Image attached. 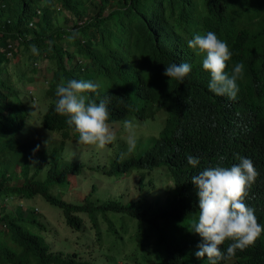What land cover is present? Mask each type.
<instances>
[{
	"label": "trees",
	"instance_id": "trees-1",
	"mask_svg": "<svg viewBox=\"0 0 264 264\" xmlns=\"http://www.w3.org/2000/svg\"><path fill=\"white\" fill-rule=\"evenodd\" d=\"M74 31L88 40L83 44L77 39L69 41L67 37ZM209 31L226 42L232 52L226 74L236 63L245 66L235 100L209 91L211 76L202 66L205 55L187 46L195 35ZM73 42L80 43L78 52L71 49ZM9 43L12 49H8ZM32 45L38 54L31 51ZM8 51L10 58L6 56ZM82 52V59L92 62L101 78L97 91L87 95L97 103L107 101L109 120L129 113L143 117L145 110H132L141 96L164 100L165 122L151 143L137 157L115 163L108 172L123 175L162 169L173 184L164 204L146 202L145 194L126 204L116 200L94 203L87 197L81 204H72L51 193L55 181H63L82 168V164L68 168L61 164L57 148L69 141L70 129L66 117L55 112L56 88L62 78L65 82L93 80L86 72V63L75 60L74 55ZM20 54H25L28 62L40 58L55 62L48 89L53 104L43 113L41 126L60 133L62 138L58 146L40 156L35 166L27 163L26 147L18 138L23 110H5L4 101L11 88L0 80V157L8 159L0 162L1 181L8 174L0 185L22 179L20 185L0 186V203L40 195L61 208L72 227L79 221L76 212L85 211L94 223L99 212L126 213L138 221V247L145 251V257L150 255L153 264H209L206 257L195 256L202 239L192 232L199 205L192 177L216 166L231 167L240 162L239 157H245L251 159L259 176L246 189L244 202L264 226V0H0V76L1 66L14 56L17 58L12 63L19 65ZM65 58L71 67L67 72ZM183 62L191 65L183 83L168 82L163 75L165 67ZM126 84L128 89L124 88ZM188 155L200 160L196 168L187 163ZM43 163L44 178L38 180ZM16 164L20 165L18 173L14 171ZM142 186L140 179V190ZM0 209V224L6 228L0 229V264H93L78 259L75 252L70 257L45 252L43 237L21 224L25 219L20 205L14 216L4 211L3 205ZM30 217L45 230L43 223ZM229 243L226 241L222 250L226 251ZM223 263L264 264V232L253 245L237 250L231 260L218 262Z\"/></svg>",
	"mask_w": 264,
	"mask_h": 264
},
{
	"label": "rangeland",
	"instance_id": "rangeland-1",
	"mask_svg": "<svg viewBox=\"0 0 264 264\" xmlns=\"http://www.w3.org/2000/svg\"><path fill=\"white\" fill-rule=\"evenodd\" d=\"M42 4L44 6L45 1H42ZM66 14V11L62 13L63 16ZM111 40L119 41L116 37ZM79 45L80 43L73 46L74 51L77 52ZM67 50L70 52V46ZM81 55L85 56L84 52L75 54V60L86 63V72L93 79L91 81L101 82V78L95 71V65L89 60H83ZM16 58L17 56H14L6 66H1L0 80L5 81L11 88V94L4 101V107L5 110H27L21 114L23 126L19 134L27 144L37 146L39 153L33 157L40 158L43 153L58 146L62 138L60 133H55V131L51 133L42 129L41 126L43 113L53 104L52 101L50 102L47 90L53 80L52 72L55 69V62L48 58L28 62L26 55L20 54V63L15 66L12 62ZM139 58L144 60L142 55H139ZM24 61L27 62L22 63ZM64 63V70L70 71L71 67L67 58ZM141 64L146 65L145 62ZM148 74L151 72L148 71ZM128 87V84L124 86L125 89ZM165 118L164 110H156L153 118L141 121L131 120L136 125L137 135V145L131 153H128L127 135L118 128L120 122L108 121L110 129L116 133V140L112 144L106 145L104 149L79 144V134H76L77 132L65 122L70 129V137L69 141H65L60 149L57 148L61 164L64 168L73 164H82L83 168L76 175H67L65 180L55 181L51 193L72 204H81L84 197L94 203L96 200L99 202L116 200L126 204L144 193L146 202L152 205L164 204L169 198L168 189L172 182L161 171L162 169L133 171L125 175H109L108 172L113 169L115 163L123 162L130 157H137L144 147L151 143L158 128L164 124ZM122 154L124 155L122 156ZM7 160L5 157H0L1 162ZM19 168L20 165L16 164L14 171L18 173ZM45 171L46 165L43 163L36 178L42 180ZM139 178H143L145 181L142 190L139 188ZM149 180L152 184H146ZM21 183L22 179H12L5 182L4 185H20ZM89 193L92 194L91 197ZM0 205H3L4 211L11 216L16 215L15 209L20 205L24 213L22 218L25 219L20 220L21 224L32 233L43 237L50 251L62 252L64 255L75 252L78 259L87 260L93 264H136L134 259L140 261L138 264H142V261L144 264L152 263V260L144 259L143 253L138 247L136 237L138 221L126 213L114 211L97 213L98 229H96L84 212H76L75 215L82 218V225L80 229H75L66 224L61 208L47 203L40 195L30 200L6 199ZM36 207L38 212L34 216L43 223L45 230H42L36 222L30 221L32 217L27 213L28 209L33 208L36 212ZM1 212L3 211L0 209V214ZM28 217L30 218L27 220ZM0 229L6 231L2 224H0ZM114 231L116 232L114 233ZM119 234L122 235V239ZM28 264H31V261Z\"/></svg>",
	"mask_w": 264,
	"mask_h": 264
},
{
	"label": "clouds",
	"instance_id": "clouds-1",
	"mask_svg": "<svg viewBox=\"0 0 264 264\" xmlns=\"http://www.w3.org/2000/svg\"><path fill=\"white\" fill-rule=\"evenodd\" d=\"M67 38L69 41L77 39V42L82 44L88 40L78 31L72 32ZM92 40L94 42V39ZM74 45L75 43L73 42ZM73 46L71 47L72 50H74ZM187 46L205 55L202 66L203 70L210 73L211 76L208 85L209 91L216 96H227L230 100H235L239 93L237 82L243 79L245 66L242 62L236 63L232 67L231 73L226 74V62L232 57V52L229 50L227 43L218 39L214 32L209 31L205 35H195L193 39L187 42ZM7 47L12 49L10 43L7 44ZM31 51L34 54H38V49L35 45L31 46ZM6 56L11 57L10 51L6 52ZM190 72L191 65L187 62L172 63L165 67L163 75L168 78V82L175 80L182 84L184 78ZM98 88L99 84L92 81L71 79L65 82L61 80L55 93L57 97L55 112L60 116L66 117V124L73 128L77 132L76 134H79V144L96 146L98 149H104L106 145L112 144L116 140V133L110 129L108 121L120 122L118 128L127 135L128 153H131L137 145L136 125L131 120L137 119L141 121L148 119L150 116L154 117L156 110H167L163 106L164 100H153L147 96H141L134 103L132 110H145L143 117H139L136 113H129L118 120H109L107 101L101 100L97 103L87 95L88 93H95ZM23 112H27V110H23ZM18 138L20 143L26 147V162L35 166L39 159L33 157L39 153L37 146L27 144L21 134H18ZM239 160L238 164H233L231 167L216 166L192 177V183L196 185L199 197L196 219L192 222V232L198 234L202 239V243L197 245L198 250L195 252V256L198 259L206 257L209 264H218L219 261L231 260L237 250L244 251L253 245L264 232V226L258 223L254 209L249 208L244 202L246 189L256 181L259 173L251 159L239 157ZM187 163L196 168L200 160L188 155ZM7 176L8 174H5L3 180ZM140 179L143 180L145 185L143 178H139L138 183ZM3 180L1 181L0 176V183ZM149 181L146 184H149ZM172 186L173 184L170 188ZM89 196L91 197L92 194L89 193ZM42 198L44 199V197ZM96 202H99V200H96ZM36 210L34 212L33 208L28 209L27 213L34 216L38 212L37 207ZM80 212H84L93 222L94 227L98 229L97 215L94 223L88 213L85 211ZM23 215L24 213H22ZM67 225L72 227L69 224ZM81 225L82 218L79 217L77 226L72 228L80 229ZM226 241H231V243L224 251L221 246ZM45 246V252L60 253L65 257H70L73 254L64 255L62 252L50 251L46 243ZM142 253L144 259L152 260L150 255L145 257V251H142ZM76 257L78 258V255ZM134 261L136 264L140 262L137 259H134ZM142 264H144L143 261ZM151 264H153V260Z\"/></svg>",
	"mask_w": 264,
	"mask_h": 264
}]
</instances>
